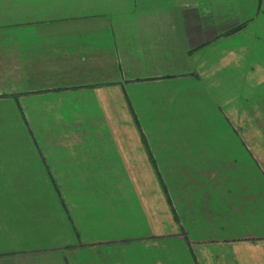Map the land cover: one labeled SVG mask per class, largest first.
<instances>
[{
	"label": "crops",
	"instance_id": "obj_1",
	"mask_svg": "<svg viewBox=\"0 0 264 264\" xmlns=\"http://www.w3.org/2000/svg\"><path fill=\"white\" fill-rule=\"evenodd\" d=\"M0 264H264V0H0Z\"/></svg>",
	"mask_w": 264,
	"mask_h": 264
},
{
	"label": "rangeland",
	"instance_id": "obj_2",
	"mask_svg": "<svg viewBox=\"0 0 264 264\" xmlns=\"http://www.w3.org/2000/svg\"><path fill=\"white\" fill-rule=\"evenodd\" d=\"M165 120V119H162ZM170 124L172 125L171 130L174 131H191L196 132L197 131V119H174V121H171L169 119ZM213 251H224L225 247L220 244H215L213 246Z\"/></svg>",
	"mask_w": 264,
	"mask_h": 264
},
{
	"label": "trees",
	"instance_id": "obj_3",
	"mask_svg": "<svg viewBox=\"0 0 264 264\" xmlns=\"http://www.w3.org/2000/svg\"><path fill=\"white\" fill-rule=\"evenodd\" d=\"M159 176V175H158ZM159 178H160V176H159ZM161 183L163 184V182L161 181Z\"/></svg>",
	"mask_w": 264,
	"mask_h": 264
}]
</instances>
